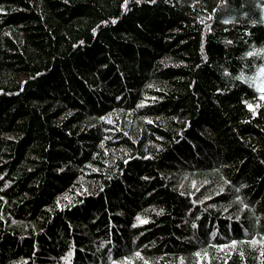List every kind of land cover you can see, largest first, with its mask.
Segmentation results:
<instances>
[{"label": "trees", "instance_id": "16d2710c", "mask_svg": "<svg viewBox=\"0 0 264 264\" xmlns=\"http://www.w3.org/2000/svg\"><path fill=\"white\" fill-rule=\"evenodd\" d=\"M264 0H0V264H264Z\"/></svg>", "mask_w": 264, "mask_h": 264}, {"label": "rangeland", "instance_id": "374dc122", "mask_svg": "<svg viewBox=\"0 0 264 264\" xmlns=\"http://www.w3.org/2000/svg\"><path fill=\"white\" fill-rule=\"evenodd\" d=\"M263 81H264V79H263Z\"/></svg>", "mask_w": 264, "mask_h": 264}]
</instances>
